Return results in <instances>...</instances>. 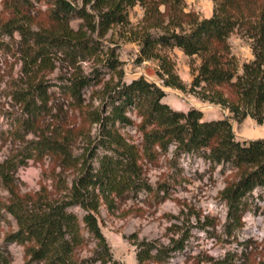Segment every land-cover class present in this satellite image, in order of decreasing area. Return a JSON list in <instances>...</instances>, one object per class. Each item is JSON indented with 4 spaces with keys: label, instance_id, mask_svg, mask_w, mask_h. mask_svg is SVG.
<instances>
[{
    "label": "rangeland",
    "instance_id": "obj_1",
    "mask_svg": "<svg viewBox=\"0 0 264 264\" xmlns=\"http://www.w3.org/2000/svg\"><path fill=\"white\" fill-rule=\"evenodd\" d=\"M66 1L75 9L67 24L76 33L67 37L49 16L53 0H0V163L6 159L18 163L14 179L20 191H37L42 184L53 198H63L80 173L83 159L96 171L104 156L113 157L115 146L107 148L108 144L101 142L100 125L93 121L108 114V93L114 87L139 77L159 86L165 92L162 102L175 111L194 108L202 112L203 120L227 118L240 142L264 138V122L258 124L250 117L238 121L227 109L202 101L190 91L198 57H188L178 48L166 56L184 88L163 84L164 72L157 58L138 61L141 36L159 32L143 23L144 10L139 4L127 10L126 21L101 34L96 0ZM183 5L199 20L209 18L214 11L213 0H184ZM50 37H62V42ZM228 41L239 64L252 58L250 42L239 31H234ZM74 75L94 77L82 90L83 110L74 109L58 86ZM40 81L56 85L49 88L51 114L31 125L24 101ZM127 116L139 121L133 108L127 110ZM52 123L57 126L53 128ZM52 128L61 131L60 138L67 130L73 135L68 149L72 164H62L49 154L25 158L31 142L39 135H51ZM114 128L127 143L141 145L142 137L135 126ZM137 165V187L110 188L100 196L97 218L112 260L138 264L140 242L169 248L180 240L184 245L181 250H171L160 262L148 260L143 264H210L227 254L242 264H264V188H255L246 198L238 222L229 214L221 195L230 173L222 164H211L193 154L173 158L169 151L140 157ZM7 196L0 180V203ZM108 200L112 201L110 206ZM67 211L79 220L84 213L80 206ZM16 230L15 221L0 208L3 264H38L28 263L24 246L6 241V236ZM81 230L84 241L75 252L77 261L90 258L96 247L94 239Z\"/></svg>",
    "mask_w": 264,
    "mask_h": 264
},
{
    "label": "trees",
    "instance_id": "obj_2",
    "mask_svg": "<svg viewBox=\"0 0 264 264\" xmlns=\"http://www.w3.org/2000/svg\"><path fill=\"white\" fill-rule=\"evenodd\" d=\"M213 1L212 16L199 20L193 12L184 10V0H96L100 10L98 27L103 34L110 26L123 23L127 10L139 4L144 10L143 23L159 32L141 36L138 61L157 58L164 72L163 84L184 88L173 75L166 56L171 49L178 48L188 57H198L190 91L202 101L227 109L238 121L250 117L261 124L264 122V0ZM51 6L49 16L57 22L63 35L74 36L76 33L67 24L75 13L74 7L66 0H53ZM234 31H239L250 42L252 58L242 64L232 53L228 41ZM50 39L62 42V37ZM93 78L74 75L58 85L74 109L83 110L82 90ZM51 86L56 85L40 81L25 99L24 108L32 118L31 125L41 116L51 114L48 107L52 100ZM164 96L159 86L143 77L123 82L108 93V114L95 117L93 122L100 125L101 142L108 144L107 148H111V144L115 146V155L104 156L96 171L83 159L80 173L63 198H53L42 184L37 191H20L14 179L18 163L11 159L0 163V180L8 194L0 208L12 217L17 227L6 236V241L24 246L30 257L28 263L119 264L112 260L98 222L100 196L110 188L137 187V160L153 153L170 151L173 158L193 154L211 164L225 166L230 173L221 195L229 214L240 222L246 198L255 188H264V138L240 142L227 118L203 120L202 112L194 108L187 112L175 111L162 102ZM129 108L135 110L138 122L127 116ZM116 125L135 126L142 137L141 145L127 143L114 128ZM52 126L55 128L57 124L52 123ZM53 128L51 135H39L31 142L30 153L25 158L49 154L59 158L62 164H72L68 149L73 135L67 130L60 138L61 131ZM107 202L108 206L112 204L111 200ZM73 206L82 208L84 213L80 220L67 211ZM81 229L94 239L96 247L90 258L77 261L75 252L84 241ZM183 247L180 240L169 248L142 241L138 244L136 259L138 264L148 260L160 262L171 250ZM3 261L0 252V264ZM210 264H242V261L227 254L212 259Z\"/></svg>",
    "mask_w": 264,
    "mask_h": 264
}]
</instances>
